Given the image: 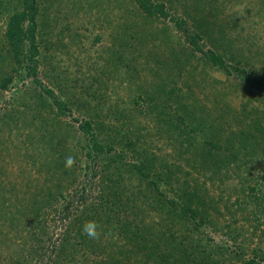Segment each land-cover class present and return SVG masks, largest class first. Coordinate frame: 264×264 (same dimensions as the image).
<instances>
[{
	"label": "rangeland",
	"instance_id": "1",
	"mask_svg": "<svg viewBox=\"0 0 264 264\" xmlns=\"http://www.w3.org/2000/svg\"><path fill=\"white\" fill-rule=\"evenodd\" d=\"M37 1V55L17 65L6 33L25 1L0 0V264H264V156L225 178L207 155L264 126V0H152L203 31L230 72L135 0ZM83 121L112 148L94 161ZM139 159L149 178L129 166ZM185 191L210 216L194 229L171 203ZM89 220L99 240L82 233Z\"/></svg>",
	"mask_w": 264,
	"mask_h": 264
},
{
	"label": "trees",
	"instance_id": "2",
	"mask_svg": "<svg viewBox=\"0 0 264 264\" xmlns=\"http://www.w3.org/2000/svg\"><path fill=\"white\" fill-rule=\"evenodd\" d=\"M24 9L21 12H17L14 14V16H11L8 26H7V42L9 44V51L12 53L13 61L17 65H21L23 61L25 60H34V56L37 55V23H36V17L39 12L38 8V1L37 0H24ZM139 6V8L149 14L153 15L158 18L162 19H169L172 21L175 26L181 30L186 39L189 42V45H191V52H203L205 57L210 60L212 64L215 66H218L219 69L224 71H229L228 65L226 64L225 56L219 54L218 52L214 50H209L207 52L203 51L204 45L200 44L201 40H203L202 34L204 32L199 31L189 34L187 31V22L185 19L171 16L170 13L166 10V6L164 3H154L152 0H135ZM28 46V48L26 47ZM23 50H26V56L23 52ZM26 57V58H25ZM29 65V64H28ZM232 68L235 71L241 72V81L242 82H249L252 85H258L259 83L257 80H251L249 76L245 75L246 71L237 66H232ZM28 72L31 75L36 74V70L34 66H27ZM230 72V71H229ZM11 80V78H10ZM38 82V81H37ZM39 83V82H38ZM3 88L6 87L5 84L2 85ZM47 96L52 99L53 105L58 109L60 114L65 113L68 111V107L60 100L58 99L55 94L48 89H44ZM257 113V111H255ZM255 124H252L248 129H243L239 131V138H238V147L231 145V140L227 142V147H222L219 144H215L213 142L207 143L209 145V149L207 151V155H209L208 159L210 163L212 164V167L218 175H221L222 177L227 178L231 175L234 177L235 173L243 172V171H254L255 166L253 165L255 162L262 163V159L264 156V126L259 120H256ZM80 130L87 135L89 138L88 140L91 142V145L89 146V152L87 153L88 158L91 161H94L95 158L99 156L100 153H104L106 151H111V147L106 148L101 142H99L95 135L92 133V126L91 123L88 121H83L79 125ZM197 129H201L200 127ZM237 135V134H236ZM236 139V138H235ZM47 141V140H46ZM190 141V140H189ZM216 149V153L214 154L213 150ZM224 151H227V155L223 154ZM225 156V157H221ZM220 156V157H219ZM219 157V158H218ZM139 166H136V164H130L131 167H136L140 173L145 177L149 178V168L146 164V162L143 159L138 160ZM248 180V178H247ZM246 180V181H247ZM243 182V184L246 183ZM160 182V176L156 175L153 181V185H156V183ZM252 191L255 189L252 188ZM63 196V194H61ZM187 197V199H184V197ZM99 197V196H98ZM102 197V196H101ZM101 197H99L101 199ZM246 198L252 199V201L248 202L249 204H258L259 203V196L253 195L252 193H248L246 195ZM104 202V198H102ZM182 201L180 203H172V205L179 207V211L181 214H184L189 218L190 221V227L194 229L196 226L202 225L207 223V219L210 217L208 213L197 212V209L192 207V201L193 198H189V194H186V191L183 192V195L181 196ZM213 199V198H209ZM247 199V200H248ZM208 203L209 207V201L205 199V201H202V203ZM244 202H240L239 206L244 205ZM103 205V204H102ZM68 209V208H67ZM87 211H89L90 215L95 218L98 216L99 208L98 206L94 204H88L86 206ZM85 209L82 211V213L85 211ZM106 209H108L106 207ZM80 235V234H78ZM252 264L255 262L252 261Z\"/></svg>",
	"mask_w": 264,
	"mask_h": 264
},
{
	"label": "clouds",
	"instance_id": "3",
	"mask_svg": "<svg viewBox=\"0 0 264 264\" xmlns=\"http://www.w3.org/2000/svg\"><path fill=\"white\" fill-rule=\"evenodd\" d=\"M69 153H71V148H69ZM75 164V157L69 154L65 157V167H71ZM82 233L86 235L89 239L99 240L102 233L99 230V225L94 220L86 221L82 226Z\"/></svg>",
	"mask_w": 264,
	"mask_h": 264
}]
</instances>
